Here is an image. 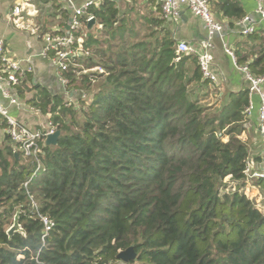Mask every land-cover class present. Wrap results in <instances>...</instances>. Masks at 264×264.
Segmentation results:
<instances>
[{
  "label": "trees",
  "instance_id": "16d2710c",
  "mask_svg": "<svg viewBox=\"0 0 264 264\" xmlns=\"http://www.w3.org/2000/svg\"><path fill=\"white\" fill-rule=\"evenodd\" d=\"M41 1L67 27L70 11ZM211 11L231 28L248 16L237 0H213ZM160 12L121 11L116 0L87 10L98 27L62 74L81 94L30 102L62 132L58 146L42 147L44 170L26 188L37 161L9 137L0 151V264H264V212L246 195L249 183L264 185L246 174L250 92L221 93L196 56L179 57ZM233 53L264 76V24ZM31 195L54 222L44 248ZM17 211L26 237L6 234ZM129 248L136 258L120 261Z\"/></svg>",
  "mask_w": 264,
  "mask_h": 264
},
{
  "label": "crops",
  "instance_id": "0c3cea01",
  "mask_svg": "<svg viewBox=\"0 0 264 264\" xmlns=\"http://www.w3.org/2000/svg\"><path fill=\"white\" fill-rule=\"evenodd\" d=\"M72 1L81 5L88 0ZM116 1L121 11L134 5L141 8L142 6L147 7L151 14L157 13L159 8L161 10L157 0ZM237 1L242 4L246 14L253 19L256 26L264 24L260 15L256 13L260 0ZM99 2L100 0H96L95 3ZM58 3L62 10L72 6V2L69 0H59ZM16 7L24 10L20 18L13 16ZM54 8L53 3H43L41 0H0V42L5 43L10 58L14 60L26 59L28 60V65L32 68L30 74L33 82L32 90L20 95L25 102L20 107H13L11 109L12 114L22 124L28 125L36 131L47 129L50 125V116L45 117L37 113L30 105L32 99L36 98L41 92L65 102L71 98L61 83L53 58L49 57L48 54L43 55L46 47L44 35L53 31H60L61 33L64 28L67 29L70 25L69 21L67 27H62L64 20L61 18V12ZM213 15H216V19L224 26L222 35L213 42L212 48L209 49L210 54L213 55L212 69L219 79V83L215 86L220 89L221 93L240 94L249 88L247 74L235 64L233 58L227 54L226 48L235 53L240 50V45L244 41V37L241 34L242 26L236 24L235 27L231 28L229 20L222 18L216 13H213ZM160 16L165 21L166 27L173 36L174 41L177 42V47L182 43L188 44L194 50L193 56L199 58L201 52L205 51L208 35L203 21L192 15L186 8L182 10L180 18L176 20L166 21L162 16V10ZM97 27L94 28L91 35ZM86 36H89L88 29ZM254 102L255 111L250 117L248 128L252 139L250 151L251 158L254 161H260L262 159V151L259 115L257 112L259 98L254 97ZM7 144H9V141H7L5 127L0 120V147L5 148ZM3 148H0V150Z\"/></svg>",
  "mask_w": 264,
  "mask_h": 264
},
{
  "label": "built area",
  "instance_id": "2783aa9c",
  "mask_svg": "<svg viewBox=\"0 0 264 264\" xmlns=\"http://www.w3.org/2000/svg\"><path fill=\"white\" fill-rule=\"evenodd\" d=\"M69 1L72 2V6L66 9L71 13L70 18L72 22H70V30L64 28L63 34L61 35H56L55 31L46 33L44 35L46 47L43 55L45 56V54H48L49 56L50 52H56V55L53 57V61L57 68L58 76L60 77L64 89H66L68 94L71 96V98H69L66 102L73 104L75 102L74 96L68 90L69 80L62 77V74L69 69L70 64L68 61L80 53L79 49L76 48L75 45L76 43L81 45L84 44L88 24L94 19V17H91L86 12L89 7L97 3H95L96 0H88L80 5L77 3L75 4L72 0ZM157 1L161 6L162 16L167 21L179 19L184 8L189 10L192 15L203 21L208 35L205 51L201 52V55L198 58V64L204 79L217 85L219 83V79L212 69L213 55L210 54L209 49L212 48L213 42L222 35L224 26L216 19L215 15H213L211 11L212 0ZM23 11L24 10L22 8L16 7L14 9L13 16L20 18ZM256 13L260 15L261 21L264 22V0L259 1ZM238 25L242 26L241 34L244 37L253 34L256 30V25L250 16L244 18ZM226 52L233 58L235 64H237L235 54L229 48H226ZM193 53L194 50L192 47L185 43L178 45L176 50V54H178L179 57H182V55L185 54L193 55ZM241 68L243 72L247 74L249 82L248 90L250 92V105L247 107L246 112L250 115H252L254 113L253 111H255L254 97L259 98L257 112L259 115L261 149L263 151V163L258 165L257 162L251 158L247 163L246 174L250 178L249 180L255 179L264 181V76H261V78L253 77L245 66ZM31 72L32 68L28 65V60H14L10 58L5 43L0 42V120L4 124L6 137H9L11 145L15 149V153H21L26 159L32 158L37 161V167L32 174L33 176L25 184L26 188H28L29 184L44 170L40 161L42 147H46L48 135L57 131V129L51 124L43 131L33 130L28 125L22 124L12 114L11 109L13 107H20L25 102L22 100L20 95H22L23 87L28 80L27 75L31 74ZM100 72L103 71L100 70ZM252 171L253 173L251 174ZM31 199L32 207L30 212L32 215L39 217L45 228L42 236V248H44L46 240L49 238V233L54 227V222L48 217L39 215V205L36 201H34V197H32V195ZM17 212H20L21 214V211ZM39 256L40 251L37 253V260ZM20 259L24 260L25 256L21 255Z\"/></svg>",
  "mask_w": 264,
  "mask_h": 264
},
{
  "label": "water",
  "instance_id": "95a60500",
  "mask_svg": "<svg viewBox=\"0 0 264 264\" xmlns=\"http://www.w3.org/2000/svg\"><path fill=\"white\" fill-rule=\"evenodd\" d=\"M93 1H95V0H93ZM70 22H72V20H70ZM97 24L98 23H97L96 19H93L92 21H90V23L88 24V27H87V29L89 31V36L91 35L92 31L97 26ZM67 30H70V25L67 27ZM61 137H62V132L60 130L55 131L53 134H49L47 141H46V147L47 146H53V147L58 146V143H59V140ZM17 158H18V156H17ZM20 218H21L20 212H17L15 214L13 224L10 226V228L6 232V234L9 237H13V236H15V234H20V235H23L24 237L27 236V234L25 233V230L23 228V225L20 223ZM136 256L137 255H136V252L134 251V249L129 248L127 251L120 254L118 259L120 261L128 263V261L135 259Z\"/></svg>",
  "mask_w": 264,
  "mask_h": 264
},
{
  "label": "rangeland",
  "instance_id": "374dc122",
  "mask_svg": "<svg viewBox=\"0 0 264 264\" xmlns=\"http://www.w3.org/2000/svg\"><path fill=\"white\" fill-rule=\"evenodd\" d=\"M54 9H56V8H54ZM100 70H102V69H99L98 72L102 74L103 72H100ZM70 92H72L75 101H76V97H79V95L81 94L78 91L71 90V89H70ZM249 139L252 141L250 136H249ZM0 148H3V147H0ZM3 149H1L0 151H2ZM261 151H262V149H261ZM252 173H253V171L251 172V174ZM246 190H247L246 195L249 198H251L257 204V207L259 209H261L264 212V185H263V187H256L254 182H251L248 184Z\"/></svg>",
  "mask_w": 264,
  "mask_h": 264
}]
</instances>
